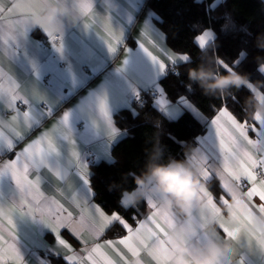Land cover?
I'll use <instances>...</instances> for the list:
<instances>
[{"label": "crops", "instance_id": "obj_1", "mask_svg": "<svg viewBox=\"0 0 264 264\" xmlns=\"http://www.w3.org/2000/svg\"><path fill=\"white\" fill-rule=\"evenodd\" d=\"M219 1L221 0H214ZM55 2L57 0H40L41 10L26 18L27 33L18 34L11 46L5 43L6 40L9 42L11 40L9 30L4 28L0 32V73L4 76L0 83L7 86V78L11 76L18 85V94L28 100L27 108L31 113L30 126L24 123L22 116L20 117L19 128L16 130L20 131L21 135L15 136L8 130L13 123V105L6 95L0 94V131L4 133V137L0 138V170L5 168L6 162L12 160L17 152L46 132L57 141L59 147V156H54L51 160L53 171L42 169L39 173L47 194L54 195V198L63 203L74 217L79 209L73 204L71 196L64 191L65 187L69 192L87 197L94 205H98L90 186L92 164L112 161V146L125 135V131L115 122L116 115L122 109H131L136 95L152 87L160 90L155 105L166 117L174 119L183 110H188L204 122L205 130L195 138L193 149L203 147L197 143V138L208 136L210 128L218 145L219 140L214 135L215 128L210 125V120L216 113L207 119L199 111L204 121L191 108L180 104L179 101L169 100L160 89V79L168 69L186 61L176 60L175 63H167L164 49L172 54L184 53L175 52L169 47L165 34L157 22L159 17L148 6L147 0H118V9L112 12H106L100 6L99 0H91L95 17L89 16L87 19L79 8L81 0H62L69 8L70 16L65 20V26L61 30L53 32L43 26L33 28L30 21L43 14L46 7ZM73 17L77 19L75 25L71 22ZM99 18L107 20L116 37H121L117 51H109V43L117 47L116 39L110 37L102 26H97ZM45 32L56 35L57 40L61 37L62 49L54 47ZM211 32L213 33L212 30ZM142 42L153 55L167 63L164 71L145 55L140 47ZM242 56L243 54L240 58ZM253 91L261 92L256 86ZM100 99L106 103L109 114L107 119L99 111ZM162 99L167 101L163 108L160 104ZM195 108L197 109L196 106ZM65 113L69 114L70 133H65L59 128V121ZM64 136L68 139H64ZM71 138L75 141V146L69 143ZM8 139H12L14 144L11 151L7 147ZM75 150L79 161L87 165L88 185L80 179L75 164L70 162L74 160L71 152ZM89 150L92 155L88 154ZM22 164L23 161L21 166ZM57 167L62 174L65 173L62 180L55 176ZM29 174L32 176L33 170H30ZM209 187L217 197L222 195L219 181H214ZM18 197L19 193L10 174L5 172L0 176V203L6 213L4 217H0V234L9 239L10 231L16 233V244L23 256V264H52L53 258L62 259L69 264L68 255L72 253L59 244L56 234L39 216L16 215L9 212L11 204L18 202ZM255 202L259 203L258 198ZM143 206L134 223L128 221L133 227L138 226L137 220H144L150 214L148 203L144 202ZM234 211L237 212L236 218L231 217V220L227 221L235 233L233 239L235 251L230 264H264V247L261 246L264 234L260 231L259 217L249 224L241 215L242 204H235ZM105 212L110 214L114 211ZM9 218L13 219L15 228L8 225ZM238 226L242 227L241 232H235ZM217 231L225 237L218 227ZM81 234L89 245L97 242L94 234L88 229H82ZM122 234L123 230L119 226H114L99 240L102 242L115 239ZM60 236L71 244L78 256H87L82 252L84 245L81 240L70 235L66 228L60 232ZM106 254L110 259L119 261V257L111 251H106ZM121 255L128 264H133L137 258L142 264H155L151 256L145 252H141L138 257H132L125 250ZM4 259L8 260L10 256L6 255ZM85 264L90 262L85 259Z\"/></svg>", "mask_w": 264, "mask_h": 264}, {"label": "snow or ice", "instance_id": "obj_2", "mask_svg": "<svg viewBox=\"0 0 264 264\" xmlns=\"http://www.w3.org/2000/svg\"><path fill=\"white\" fill-rule=\"evenodd\" d=\"M79 8L85 19L89 16L95 17L91 0H85V2L81 0ZM40 10V0H9L7 3L5 0H0V32L7 28L11 34L10 42L6 40L5 43L11 46L18 34H26L28 31L26 18ZM97 26H102L110 37L116 39L117 47L109 43L108 48L110 52L117 51L121 37H116L107 20L103 18L98 19ZM45 33L54 47H57L58 50L62 49L61 37L57 40L56 35ZM214 38L210 30H205L195 37V41L199 48L203 49ZM140 47L154 64L159 65L161 71L166 69L167 63H175L176 60H189L186 53L172 54L164 49L167 61L165 63L153 55L143 42ZM221 67L224 70H229L233 65H226L224 61H221ZM3 79V73H0V80ZM0 94L6 95L13 105V123L10 124L11 127L8 130L19 137L21 132L16 129L19 128L21 116L24 123L30 126L31 113L27 108L28 100L18 94V85L11 76L7 78V86L5 83H0ZM166 103L167 101L162 99L161 107L163 108ZM179 103L191 108L198 117L204 120L199 110L187 98L181 97ZM98 106L102 116L107 119L109 114L105 101L100 99ZM214 111L216 115L210 120V125L215 128L214 135L218 138L219 143L217 145L210 128L208 136L197 138V143L203 147L196 148V153L204 164L203 182L209 191V206L216 213V226L227 239L235 238L234 230L223 219L220 211L223 206L233 209L231 200L235 201L236 205H243L241 215L249 224L257 216L259 217L260 231L264 234V118L257 115L253 122L249 123L246 118L241 119L233 113L225 100H222L219 109H214ZM59 128L65 133H70L68 113H65L59 121ZM3 137V131H0V138ZM63 138L68 139L67 136ZM69 143L75 146V141L72 138ZM7 147L9 151L14 148L12 139L7 140ZM54 156H59L57 141L45 132L17 152L12 160L6 162L5 168L0 170V176L5 172L10 174L19 193L18 202L11 204L9 212L16 215L39 216L56 234L59 244L72 253L68 255L69 264H85V259L90 264H128V261L121 255L125 250L132 257L140 256L141 252L156 253L158 260L155 261V264H168L165 258L166 243L164 238L167 236V227L173 223L172 216L162 214L155 204L148 201L150 214L144 220H137L138 226L133 227L119 212L106 214L100 206L94 205L87 197L73 194L65 187L64 191L71 196L73 204L79 209L74 217L63 203L54 198V195L49 196L42 186L39 173L42 169L53 171L51 160ZM71 157L74 160L70 162L75 164L80 179L85 185H88L87 165L79 161L76 150L71 152ZM21 161H23L22 166ZM30 170H33L32 176L29 174ZM64 175L65 173L62 174L57 167L55 176L62 180ZM214 181H219V189L222 193L219 197L214 195L209 187ZM257 198L259 203L255 202ZM5 215L2 203H0V217ZM229 215L235 219L237 212L233 209ZM7 223L10 228L16 226L11 218L7 220ZM114 226H119L123 230V234L118 235L115 239L100 242L99 238ZM65 228L70 235L81 240L84 245L82 252L87 254L86 257L78 256L71 244L60 236V232ZM85 228L94 234L96 243L89 245L88 241L83 240L81 232ZM241 231L242 227H236L235 232ZM16 240L15 232H9V239H5V236L0 234V264H23V256L17 247ZM261 246L264 247V243ZM106 251H111L118 256L119 261L110 259ZM6 255H9L10 259H4Z\"/></svg>", "mask_w": 264, "mask_h": 264}, {"label": "trees", "instance_id": "obj_3", "mask_svg": "<svg viewBox=\"0 0 264 264\" xmlns=\"http://www.w3.org/2000/svg\"><path fill=\"white\" fill-rule=\"evenodd\" d=\"M148 6L158 15L159 27L165 34L169 47L186 53L189 60L171 67L160 79V89L173 102L187 98L205 118L212 117L225 100L229 109L239 118L253 122L251 113L253 95L247 88L229 89L224 95L204 93L198 83L188 78L190 68L202 64L224 74L221 61L233 65L234 70L247 75L251 82L264 92V75L258 70V60L264 59V2L262 0H147ZM206 29L214 33V40L200 49L195 37ZM241 54H243L242 58ZM239 61V63H236ZM191 85V87H189ZM119 128L125 131L111 149L112 161L92 164L90 186L95 202L105 211L119 212L134 223L143 210L125 211L118 201L123 190H132L131 172L140 174L149 155L155 149L169 156L183 159L186 151L193 150L195 138L204 132L205 124L188 110L170 119L150 101L131 109H122L115 117ZM52 264H66L62 259H52Z\"/></svg>", "mask_w": 264, "mask_h": 264}, {"label": "clouds", "instance_id": "obj_4", "mask_svg": "<svg viewBox=\"0 0 264 264\" xmlns=\"http://www.w3.org/2000/svg\"><path fill=\"white\" fill-rule=\"evenodd\" d=\"M99 4L106 12L116 11L119 7L118 0H99ZM69 16V8L62 0H57L50 3L43 14L33 18L30 24L33 28L43 26L58 32ZM71 22L75 25L77 19L73 17ZM259 47L264 49V43ZM257 60L258 70L264 74V59L258 57ZM188 78L198 83L206 95L217 91L224 95L232 88H247L253 93L250 97L253 102L252 118L257 115L264 118V92L253 91L255 85L247 75L234 70H225L224 74H220L202 64L198 68H190ZM163 160L164 153L155 149L140 174L129 173L135 187L122 191L118 201L120 207L125 211L138 210L142 203L151 201L162 214L173 217L164 238L168 264H230L235 251L234 241L217 231L216 213L209 206V191L203 182L204 164L196 150L186 151L183 159L169 156L166 162ZM231 204L234 209L235 201ZM233 209L221 207L226 222L231 220L229 212ZM149 255L154 261L158 260L156 253ZM133 264L142 262L137 258Z\"/></svg>", "mask_w": 264, "mask_h": 264}, {"label": "built area", "instance_id": "obj_5", "mask_svg": "<svg viewBox=\"0 0 264 264\" xmlns=\"http://www.w3.org/2000/svg\"><path fill=\"white\" fill-rule=\"evenodd\" d=\"M46 79H47V77H45V80ZM159 92H160V90L157 87H152L147 91H141L136 95L134 102L136 105H143L147 101H150L151 103L155 104V102H157ZM21 107H23V106H21ZM88 154L92 155V152L89 150Z\"/></svg>", "mask_w": 264, "mask_h": 264}, {"label": "rangeland", "instance_id": "obj_6", "mask_svg": "<svg viewBox=\"0 0 264 264\" xmlns=\"http://www.w3.org/2000/svg\"><path fill=\"white\" fill-rule=\"evenodd\" d=\"M211 31V30H210Z\"/></svg>", "mask_w": 264, "mask_h": 264}]
</instances>
